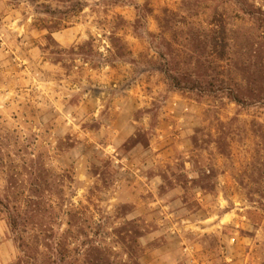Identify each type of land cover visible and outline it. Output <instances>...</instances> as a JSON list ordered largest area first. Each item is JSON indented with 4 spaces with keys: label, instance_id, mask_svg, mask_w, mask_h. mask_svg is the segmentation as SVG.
I'll list each match as a JSON object with an SVG mask.
<instances>
[{
    "label": "rangeland",
    "instance_id": "1",
    "mask_svg": "<svg viewBox=\"0 0 264 264\" xmlns=\"http://www.w3.org/2000/svg\"><path fill=\"white\" fill-rule=\"evenodd\" d=\"M0 264H264V0H0Z\"/></svg>",
    "mask_w": 264,
    "mask_h": 264
}]
</instances>
